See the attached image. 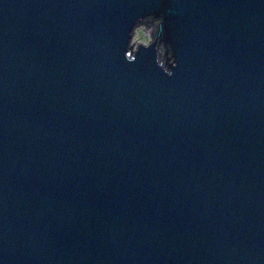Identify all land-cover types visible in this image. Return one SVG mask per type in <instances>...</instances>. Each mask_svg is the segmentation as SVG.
Masks as SVG:
<instances>
[{
    "label": "water",
    "instance_id": "obj_1",
    "mask_svg": "<svg viewBox=\"0 0 264 264\" xmlns=\"http://www.w3.org/2000/svg\"><path fill=\"white\" fill-rule=\"evenodd\" d=\"M0 264H264V0H0Z\"/></svg>",
    "mask_w": 264,
    "mask_h": 264
},
{
    "label": "rangeland",
    "instance_id": "obj_2",
    "mask_svg": "<svg viewBox=\"0 0 264 264\" xmlns=\"http://www.w3.org/2000/svg\"><path fill=\"white\" fill-rule=\"evenodd\" d=\"M153 38V28L146 25H136L133 29L131 43L132 44H148Z\"/></svg>",
    "mask_w": 264,
    "mask_h": 264
},
{
    "label": "trees",
    "instance_id": "obj_3",
    "mask_svg": "<svg viewBox=\"0 0 264 264\" xmlns=\"http://www.w3.org/2000/svg\"><path fill=\"white\" fill-rule=\"evenodd\" d=\"M140 24H142V25H146V26H148V27H154V22L153 21H142Z\"/></svg>",
    "mask_w": 264,
    "mask_h": 264
}]
</instances>
